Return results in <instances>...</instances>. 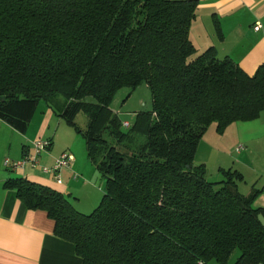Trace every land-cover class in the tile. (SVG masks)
I'll return each mask as SVG.
<instances>
[{"label": "trees", "instance_id": "16d2710c", "mask_svg": "<svg viewBox=\"0 0 264 264\" xmlns=\"http://www.w3.org/2000/svg\"><path fill=\"white\" fill-rule=\"evenodd\" d=\"M197 5L0 0V121L25 134L43 101L83 138L103 192L82 214L26 178L3 186L45 212L82 264H264L261 190L241 194L235 170L210 182L194 162L212 124L222 134L264 113V64L249 76L213 48L197 53L189 39ZM142 84L151 110L124 128L111 103Z\"/></svg>", "mask_w": 264, "mask_h": 264}, {"label": "crops", "instance_id": "0c3cea01", "mask_svg": "<svg viewBox=\"0 0 264 264\" xmlns=\"http://www.w3.org/2000/svg\"><path fill=\"white\" fill-rule=\"evenodd\" d=\"M256 24L261 25L259 31L253 30ZM189 39L197 53L213 48L220 59H231L252 76L264 64V0H198ZM38 114H34L25 134L0 121V264H82L74 246L54 236V222L45 212L29 211L13 191L3 186L9 179L26 178L59 192L81 213L94 209L100 202L103 182L88 161L81 164L74 161L70 170L62 171L61 184L52 175L41 172V167H52L70 149H54L62 121L52 128V110L46 106ZM228 127L239 136L236 147L244 149L238 154L233 151V164L218 163V170L227 166L228 170L240 173L243 180L238 190L243 195L252 189L261 190L254 205L264 209V113L254 121ZM206 134H211L210 140L217 142L214 129L208 128L203 137ZM35 141L51 142L38 156L37 168L27 166L12 171L5 167L6 160L18 162L26 153H33L31 144ZM217 177L222 179L221 173Z\"/></svg>", "mask_w": 264, "mask_h": 264}, {"label": "rangeland", "instance_id": "374dc122", "mask_svg": "<svg viewBox=\"0 0 264 264\" xmlns=\"http://www.w3.org/2000/svg\"><path fill=\"white\" fill-rule=\"evenodd\" d=\"M60 101H63V99H60ZM54 106L55 108H58V102L55 103ZM151 106V95L146 85L144 84L140 85L134 91H131L129 89L120 90L119 92H117L111 103V109L118 115L122 124L124 122L132 124L136 112L150 111ZM45 107L46 104L43 101H40L35 114L39 115L38 113H40V111ZM59 119L60 118L57 116V114L54 113L52 128L54 129L56 127L57 121H62L59 135H57L58 137L54 141V149L69 147L73 162L77 161L78 164L88 163L89 161L86 157L83 138L81 137V135L77 134L72 127L68 126L62 119ZM75 122L81 130H84L86 128L87 121L83 115H78L75 119ZM209 128L214 129L216 133V136L214 137L218 138V140L217 142L210 140L209 136L211 134H206L205 137H202L197 147L194 162L198 165H201V162H206L207 165L203 166L207 171V179L210 182H217L219 178L217 176L221 173L222 170H218V163H222L224 165H226L227 163L229 165L233 164V151L238 144L237 140L239 136L233 131L230 132V130H228L229 127L226 128V130H224L222 134L216 131L215 124H212ZM220 135H222V138H220ZM224 168L225 171H227L229 167L225 166ZM96 175L99 177L97 172ZM92 210L88 209L82 214H90ZM236 253L233 255V258Z\"/></svg>", "mask_w": 264, "mask_h": 264}, {"label": "built area", "instance_id": "2783aa9c", "mask_svg": "<svg viewBox=\"0 0 264 264\" xmlns=\"http://www.w3.org/2000/svg\"><path fill=\"white\" fill-rule=\"evenodd\" d=\"M261 29L260 24H256L253 27L254 31H259ZM124 128H129L130 124L124 122L122 124ZM33 153H26L23 158L18 162L5 161V167L9 170H23L25 167H31L33 169L39 166L38 156L42 151H45L48 147V141H35L31 144ZM244 149L243 146H238L235 148L234 152L236 154L240 153ZM73 163L72 155L70 153L64 152L58 159L54 161L52 167H41V172L45 175H52L57 184H61L60 174L65 169H70ZM76 178V175L74 176Z\"/></svg>", "mask_w": 264, "mask_h": 264}, {"label": "water", "instance_id": "95a60500", "mask_svg": "<svg viewBox=\"0 0 264 264\" xmlns=\"http://www.w3.org/2000/svg\"><path fill=\"white\" fill-rule=\"evenodd\" d=\"M4 100H5L4 97H0V103L4 102ZM257 219H258V222L260 223V225L262 227H264V216L258 215Z\"/></svg>", "mask_w": 264, "mask_h": 264}]
</instances>
